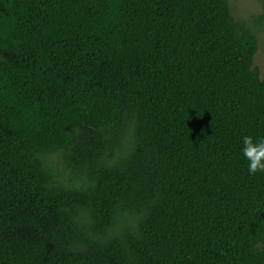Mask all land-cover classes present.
<instances>
[{
    "label": "trees",
    "instance_id": "obj_1",
    "mask_svg": "<svg viewBox=\"0 0 264 264\" xmlns=\"http://www.w3.org/2000/svg\"><path fill=\"white\" fill-rule=\"evenodd\" d=\"M258 48L231 0H0V264H264Z\"/></svg>",
    "mask_w": 264,
    "mask_h": 264
},
{
    "label": "rangeland",
    "instance_id": "obj_2",
    "mask_svg": "<svg viewBox=\"0 0 264 264\" xmlns=\"http://www.w3.org/2000/svg\"><path fill=\"white\" fill-rule=\"evenodd\" d=\"M231 5L237 19L246 20L257 28L259 48L254 63L264 76V0H231Z\"/></svg>",
    "mask_w": 264,
    "mask_h": 264
},
{
    "label": "clouds",
    "instance_id": "obj_3",
    "mask_svg": "<svg viewBox=\"0 0 264 264\" xmlns=\"http://www.w3.org/2000/svg\"><path fill=\"white\" fill-rule=\"evenodd\" d=\"M240 143V152L247 161L248 174L264 173V137L245 135Z\"/></svg>",
    "mask_w": 264,
    "mask_h": 264
}]
</instances>
